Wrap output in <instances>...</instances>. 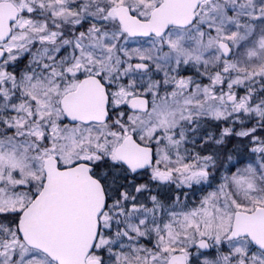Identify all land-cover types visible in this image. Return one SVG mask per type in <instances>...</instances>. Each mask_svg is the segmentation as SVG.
<instances>
[{
	"label": "snow or ice",
	"instance_id": "1",
	"mask_svg": "<svg viewBox=\"0 0 264 264\" xmlns=\"http://www.w3.org/2000/svg\"><path fill=\"white\" fill-rule=\"evenodd\" d=\"M0 264H264V0H0Z\"/></svg>",
	"mask_w": 264,
	"mask_h": 264
}]
</instances>
